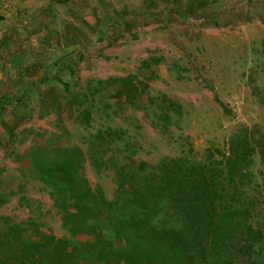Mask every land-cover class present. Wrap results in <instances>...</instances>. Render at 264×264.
Returning a JSON list of instances; mask_svg holds the SVG:
<instances>
[{
  "label": "rangeland",
  "instance_id": "rangeland-1",
  "mask_svg": "<svg viewBox=\"0 0 264 264\" xmlns=\"http://www.w3.org/2000/svg\"><path fill=\"white\" fill-rule=\"evenodd\" d=\"M38 7L29 40L0 41L2 231L71 238L66 211L31 163L46 151L81 149L83 195L92 190L110 202L121 167L151 171L166 157L208 164L229 155L241 130L264 133V0H51ZM108 79L127 80L89 96V81ZM110 129L119 132L114 139ZM91 142L99 146L89 155ZM245 185L234 200L264 233L258 154Z\"/></svg>",
  "mask_w": 264,
  "mask_h": 264
},
{
  "label": "trees",
  "instance_id": "trees-1",
  "mask_svg": "<svg viewBox=\"0 0 264 264\" xmlns=\"http://www.w3.org/2000/svg\"><path fill=\"white\" fill-rule=\"evenodd\" d=\"M126 80H91L86 91L95 96L107 84L121 82L124 88ZM215 101L225 107L216 94ZM118 134L108 132L111 138ZM97 146L91 142L88 154ZM254 154L264 167V133L245 129L222 160L203 164L166 157L151 171L121 167L119 194L110 202L92 190L83 195L89 188L81 177L86 162L81 149L39 154L31 163L66 211L62 225L71 238L0 229V264H235L236 258L264 264V233L248 225L251 211L234 200L246 186Z\"/></svg>",
  "mask_w": 264,
  "mask_h": 264
},
{
  "label": "crops",
  "instance_id": "crops-1",
  "mask_svg": "<svg viewBox=\"0 0 264 264\" xmlns=\"http://www.w3.org/2000/svg\"><path fill=\"white\" fill-rule=\"evenodd\" d=\"M48 3L51 0H0V41L13 45L23 35L29 40L31 17L44 9L39 5L46 7Z\"/></svg>",
  "mask_w": 264,
  "mask_h": 264
}]
</instances>
